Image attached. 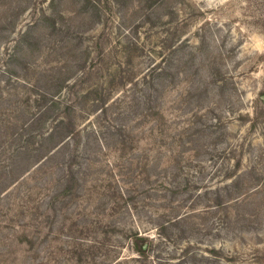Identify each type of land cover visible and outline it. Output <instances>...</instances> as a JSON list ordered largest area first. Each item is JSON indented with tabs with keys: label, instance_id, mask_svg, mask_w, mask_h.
Wrapping results in <instances>:
<instances>
[{
	"label": "rangeland",
	"instance_id": "rangeland-1",
	"mask_svg": "<svg viewBox=\"0 0 264 264\" xmlns=\"http://www.w3.org/2000/svg\"><path fill=\"white\" fill-rule=\"evenodd\" d=\"M2 1L0 11L19 7L25 20L31 21L34 11L41 18L32 28L37 45L25 51L27 74L38 85L46 74L70 72L86 50L99 64L93 84L104 81L105 64L110 65L113 55L127 54L133 43V72L127 75L141 78L162 58L169 73L164 88L151 89L157 115L144 118L145 108H139L126 121L133 146L125 154L109 150L94 165L91 203L84 207L80 200V211L78 201L68 204L53 219L51 230L43 227L33 250L21 241L15 253L28 252L23 264H79L75 245L91 238L86 221L98 220L150 236L147 264L160 259L171 264H264V0ZM46 12L55 15L43 22ZM134 82L121 95L126 102L133 93L139 101L147 97V88ZM5 91L15 92L7 86ZM173 159L181 162L190 183L180 198H187L195 185L202 194L191 195L186 203L196 206L189 218L195 229L188 223L187 228L168 226L161 236L160 225L178 212L173 209L178 201L167 192L160 194L162 178L153 179L157 193L147 191L141 169L153 161L166 168ZM230 171L237 183L227 217L223 208L205 206L213 205L215 190ZM84 210L90 214L87 220L81 216ZM123 252L124 257L136 256L127 248Z\"/></svg>",
	"mask_w": 264,
	"mask_h": 264
},
{
	"label": "trees",
	"instance_id": "trees-1",
	"mask_svg": "<svg viewBox=\"0 0 264 264\" xmlns=\"http://www.w3.org/2000/svg\"><path fill=\"white\" fill-rule=\"evenodd\" d=\"M1 3L2 0L0 6ZM24 11L19 7L0 11V264H23L28 252L20 256L15 253L21 241L33 250L43 227L51 230L53 219L68 204L78 201L80 211L81 201L84 207L91 203L89 181L94 165L109 150L117 149L125 154L133 146V132L126 124L127 119L135 117L139 108H145L144 118L157 115L152 90L159 92L169 79L164 58L152 63L141 78L135 80L127 75L128 70L133 72L130 67L135 55L133 47H137L133 43L127 47V54L121 52L120 58L113 55L110 65L105 64L108 76L104 81L93 84V71L99 64L91 57V51L86 50V57L77 58L70 72L60 70L46 74L44 79H39L42 84L38 85L27 74L25 51L37 45L32 28L41 18H36L34 11L32 20H25ZM54 15L46 12L42 21ZM129 81H135V87L147 88L145 100L139 101L135 93L133 99L127 100L129 102L124 100L121 95L128 89ZM5 86L15 92H6ZM119 86H124L122 93L115 91ZM15 104L23 105L17 107ZM183 168L178 159H173L166 168L153 161L141 169L147 191L157 193L153 179L162 178L158 181L162 188L160 194L167 192L172 195V201H178L174 210L179 212L187 208L180 214H169L168 220L160 225L161 236L168 226L183 225L185 228L188 223L190 230L195 229L189 218L196 213V206L186 203L191 195L200 198L202 192L195 185L192 191L197 189L196 192L190 191L187 198H180L179 193L188 190L190 184ZM236 183L234 172L224 174L221 186L215 190V200L211 202L214 206L206 205L205 209L223 208L228 217L230 202L235 197L232 188ZM170 203L173 204L171 200ZM68 215L70 213H66L65 220ZM81 216L85 220L90 218L87 210ZM86 223L84 227L91 238L75 245L76 263L138 264L144 261L147 264L151 259L153 247L152 243H147L150 236L142 234L140 229L103 220ZM72 226H76L75 222ZM7 230L11 233L7 234ZM125 248L136 256L124 257ZM210 251L218 253L216 249ZM162 260L155 264H171Z\"/></svg>",
	"mask_w": 264,
	"mask_h": 264
}]
</instances>
